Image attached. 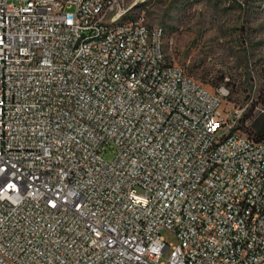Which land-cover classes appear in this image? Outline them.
<instances>
[{
	"label": "built area",
	"instance_id": "2783aa9c",
	"mask_svg": "<svg viewBox=\"0 0 264 264\" xmlns=\"http://www.w3.org/2000/svg\"><path fill=\"white\" fill-rule=\"evenodd\" d=\"M111 6L0 0V264H264V139Z\"/></svg>",
	"mask_w": 264,
	"mask_h": 264
},
{
	"label": "rangeland",
	"instance_id": "374dc122",
	"mask_svg": "<svg viewBox=\"0 0 264 264\" xmlns=\"http://www.w3.org/2000/svg\"><path fill=\"white\" fill-rule=\"evenodd\" d=\"M161 26L172 62L212 90L225 84L224 116L235 130L264 139V0H122ZM112 159V149L103 153ZM163 238L175 243L167 230Z\"/></svg>",
	"mask_w": 264,
	"mask_h": 264
},
{
	"label": "bare ground",
	"instance_id": "6f19581e",
	"mask_svg": "<svg viewBox=\"0 0 264 264\" xmlns=\"http://www.w3.org/2000/svg\"><path fill=\"white\" fill-rule=\"evenodd\" d=\"M65 0H55V3H64ZM122 0H99L101 7L111 6V15H103L98 20V28H106L111 22L112 29H121L122 20L120 18H113L111 21V16H120L122 11ZM132 5H129V12H123V19L125 20H138V27H130V34H139V29L144 32L143 44H152L155 42L156 46L163 45L164 31L161 26L155 24H148L144 18L143 14H132ZM155 29V31L153 30ZM120 40H127V32H120ZM98 34H87L86 43H98ZM145 74H154V65H146ZM142 82V75L133 76V84H140ZM249 222H257V215H249Z\"/></svg>",
	"mask_w": 264,
	"mask_h": 264
}]
</instances>
